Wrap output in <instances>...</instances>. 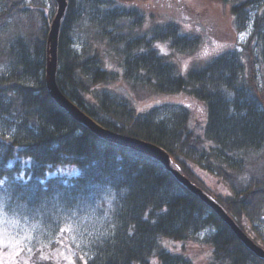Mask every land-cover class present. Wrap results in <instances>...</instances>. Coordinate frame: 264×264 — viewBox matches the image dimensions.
Returning a JSON list of instances; mask_svg holds the SVG:
<instances>
[{"label":"trees","instance_id":"1","mask_svg":"<svg viewBox=\"0 0 264 264\" xmlns=\"http://www.w3.org/2000/svg\"><path fill=\"white\" fill-rule=\"evenodd\" d=\"M215 1L229 6L237 33L250 28L248 36L241 49L184 75L155 46L180 52L198 46L199 34L184 32L175 18L148 13L137 0H67L56 80L105 128L166 149L173 167L264 248V0ZM56 10L55 0H0V31L11 32L8 69L0 75V129H10L0 136V180L7 178L0 184V226L19 233L11 261L195 264L184 252L194 245L204 264H264L162 163L98 137L51 97L47 37ZM84 16L94 28L93 46L79 53L73 29ZM124 81L128 89L118 90ZM137 85L147 98L183 94L204 104L205 123H192L185 106L139 109ZM71 165L79 172H53ZM196 168L214 174L226 190L215 192ZM205 229L213 231L196 235ZM168 239L179 241L178 248H166Z\"/></svg>","mask_w":264,"mask_h":264},{"label":"rangeland","instance_id":"2","mask_svg":"<svg viewBox=\"0 0 264 264\" xmlns=\"http://www.w3.org/2000/svg\"><path fill=\"white\" fill-rule=\"evenodd\" d=\"M136 4L145 9L146 12L156 15L157 17L161 15L171 19L175 18L177 22H180L184 32L199 34V44L191 51L180 52L174 48L171 49L167 43L162 45L160 42L155 45L163 54L168 55V58L177 65L179 71L184 75L189 68L201 67L210 58L226 50L233 48L241 49V44L246 40L250 31L249 28L248 31L237 33L232 25L229 6L223 5L221 2L215 0H137ZM88 18V16H84L83 21L73 29V46L79 53L84 49L88 52L89 47L93 46L92 39L94 36V28L89 21L85 20ZM153 24L154 23L150 25L144 24L143 30L150 28ZM7 27L0 31V75H3V73L7 71L9 65V61L7 60L6 62L5 60V58H7L6 45L11 34V32L7 31L10 27ZM120 84L121 85L117 88L118 90L125 91L122 88L128 89V82L124 81ZM143 88H145L143 85H137L134 93L137 97L136 102L139 109L147 110L155 105L160 106L164 104L170 105L171 108H173L172 105L185 106L190 111L192 123L200 126L205 123L207 111L204 104L183 94L158 93L147 98L146 96L149 93H143L141 91ZM8 132H10V129L2 128L0 129V136H9L10 134H8ZM29 162V160H23L25 166L28 165ZM73 166L74 165L59 168L54 167L53 172H57L58 175L63 172L74 175L79 172V168ZM195 172L199 175L201 180L215 192H224L226 190L224 185L214 174L202 168H196ZM1 228L0 226V262H2V264H8L15 258L16 252H18L16 249L19 246L18 240L13 239H16L19 233H16V226L7 229L8 233L4 228H2V230ZM18 229L21 230L20 227H18ZM259 229H264V224L262 226L260 225ZM246 230H249L252 236H256L253 229L249 228ZM212 231V229H205L196 235L202 238ZM12 235L13 237L11 238ZM193 239H195V237H193ZM195 240H198V238ZM178 242L179 241L168 239L164 246L169 250H174V247L177 246L178 248ZM184 252L187 253L185 255L190 257L195 264L205 263L201 248L188 245ZM11 262L13 264L18 263V261Z\"/></svg>","mask_w":264,"mask_h":264},{"label":"water","instance_id":"3","mask_svg":"<svg viewBox=\"0 0 264 264\" xmlns=\"http://www.w3.org/2000/svg\"><path fill=\"white\" fill-rule=\"evenodd\" d=\"M57 10L50 25L47 37V66H46V85L51 97L57 104L65 110L68 115L78 123L83 124L95 135L120 146L135 150L139 153L148 155L160 163H162L169 171H171L181 183L189 190L198 195L219 217L232 229L238 239L244 243L246 247L252 250L256 255L264 258V248L257 244L227 213L224 207L215 199L210 197L202 188L193 183L177 168L173 167V159L166 149L158 144L149 142L144 139L124 135L119 132L105 128L92 117L87 115L77 104L72 102L59 88L56 80L57 71V45L58 35L61 22L66 13L67 0H55Z\"/></svg>","mask_w":264,"mask_h":264},{"label":"snow or ice","instance_id":"4","mask_svg":"<svg viewBox=\"0 0 264 264\" xmlns=\"http://www.w3.org/2000/svg\"><path fill=\"white\" fill-rule=\"evenodd\" d=\"M7 178H4V180H0V184H3L6 181ZM2 264V262H0Z\"/></svg>","mask_w":264,"mask_h":264}]
</instances>
